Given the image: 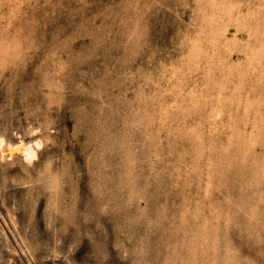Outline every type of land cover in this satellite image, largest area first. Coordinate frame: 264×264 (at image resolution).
Masks as SVG:
<instances>
[{
    "label": "rangeland",
    "instance_id": "rangeland-1",
    "mask_svg": "<svg viewBox=\"0 0 264 264\" xmlns=\"http://www.w3.org/2000/svg\"><path fill=\"white\" fill-rule=\"evenodd\" d=\"M0 264H264V0H0Z\"/></svg>",
    "mask_w": 264,
    "mask_h": 264
},
{
    "label": "bare ground",
    "instance_id": "bare-ground-1",
    "mask_svg": "<svg viewBox=\"0 0 264 264\" xmlns=\"http://www.w3.org/2000/svg\"><path fill=\"white\" fill-rule=\"evenodd\" d=\"M10 149H11V148H10ZM26 150H27V149H26ZM26 150H25V151H26Z\"/></svg>",
    "mask_w": 264,
    "mask_h": 264
}]
</instances>
